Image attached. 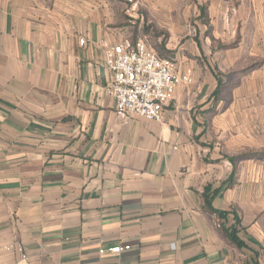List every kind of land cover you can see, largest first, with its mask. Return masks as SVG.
<instances>
[{
	"label": "crops",
	"instance_id": "obj_1",
	"mask_svg": "<svg viewBox=\"0 0 264 264\" xmlns=\"http://www.w3.org/2000/svg\"><path fill=\"white\" fill-rule=\"evenodd\" d=\"M127 5L0 0V264H264V0ZM141 36L192 75L161 121L105 90Z\"/></svg>",
	"mask_w": 264,
	"mask_h": 264
},
{
	"label": "built area",
	"instance_id": "obj_2",
	"mask_svg": "<svg viewBox=\"0 0 264 264\" xmlns=\"http://www.w3.org/2000/svg\"><path fill=\"white\" fill-rule=\"evenodd\" d=\"M136 1L125 0L128 3L126 11ZM80 43H84L83 38ZM103 53V63L110 73L105 90L114 99V111L120 118L137 115L161 121L162 106L173 97L175 88L192 81L190 69L179 71L177 62L171 57L160 56L145 36L134 40L124 38L117 44L106 46ZM13 248L19 254L14 264H30L20 245ZM128 248L129 245H113L107 251L119 253Z\"/></svg>",
	"mask_w": 264,
	"mask_h": 264
},
{
	"label": "trees",
	"instance_id": "obj_3",
	"mask_svg": "<svg viewBox=\"0 0 264 264\" xmlns=\"http://www.w3.org/2000/svg\"><path fill=\"white\" fill-rule=\"evenodd\" d=\"M214 98H216L218 91H214ZM205 198V202L208 204V206L210 207L211 211L214 212L217 217L219 219H226L227 217V211L224 210H217L212 208L210 201L207 199L206 195L204 196ZM234 217V222L237 223L238 222V218L237 216H233ZM227 237L230 239L231 242H233L234 244H236L237 246H243V242L239 239V237L237 236V230L235 229V227H229L227 229H225Z\"/></svg>",
	"mask_w": 264,
	"mask_h": 264
}]
</instances>
